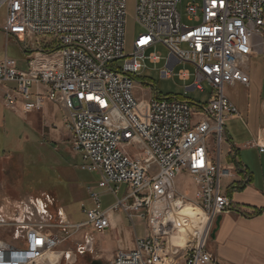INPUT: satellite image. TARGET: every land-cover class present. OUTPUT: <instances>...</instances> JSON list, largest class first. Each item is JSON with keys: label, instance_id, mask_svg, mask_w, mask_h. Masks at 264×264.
<instances>
[{"label": "built area", "instance_id": "obj_1", "mask_svg": "<svg viewBox=\"0 0 264 264\" xmlns=\"http://www.w3.org/2000/svg\"><path fill=\"white\" fill-rule=\"evenodd\" d=\"M180 2L135 0L142 33L133 52L124 55L126 0H0L7 38L54 42L33 49L26 70L10 59L0 62V86H14L25 113L40 110L44 98L65 111L64 128L81 159L80 170L98 174V188L115 198L120 185L127 187L128 194L116 198L109 210L126 213L131 222L135 212L147 223L146 237L106 264H216L206 245L217 217L233 211L221 182L243 171L231 161L222 164L224 122L238 115L224 88H247L245 64L264 57V0H192L185 8L191 26L181 23ZM158 45L168 52L160 80L189 82L193 77L186 93L204 92L203 84L212 90L208 102L196 107L195 122L184 97L156 95L145 103L134 95L145 63L163 61L160 53L147 54ZM180 64L190 65L192 73H174ZM6 100L13 103L9 95ZM253 146L264 153L258 140ZM181 174L194 183L190 200L176 190L174 181ZM91 200L94 209L85 212V223L72 225L60 210L58 225L52 227L58 233L27 228L24 249L0 241V264H52L58 247L83 228L99 234L108 230L107 210L101 209L97 194ZM29 205L37 213L41 207L37 200L22 203L20 220L2 222L0 229L11 227L16 234L24 229ZM186 205L200 214L199 233L184 247L174 246L179 228L171 217Z\"/></svg>", "mask_w": 264, "mask_h": 264}, {"label": "crops", "instance_id": "obj_2", "mask_svg": "<svg viewBox=\"0 0 264 264\" xmlns=\"http://www.w3.org/2000/svg\"><path fill=\"white\" fill-rule=\"evenodd\" d=\"M2 9L0 62L11 56L10 60L15 62L18 69L26 70L33 49L31 47L28 49L29 44L23 43L22 38L5 36L1 28L4 25L6 8L2 7L0 10ZM183 69L189 72L192 70L190 65ZM248 75L247 88L238 84L225 87L227 91L236 87L249 91L246 92L244 106L237 104L231 96L225 95L230 103L237 107L243 122L237 117L226 118L223 142L226 144V151L223 155L221 150L222 164L231 161L237 164L243 173L226 179V186L224 188L221 186L222 194L230 199L233 211L219 216L220 221L217 226L214 223L212 230L214 237L209 239L206 247L215 258L216 264H264V153H259L258 148L253 146L257 140L264 144V87L251 90V78L249 73ZM14 89L12 85L0 86V223L20 220L17 217L18 206L28 202L29 197L33 196L26 193L23 180V160L26 159L28 163L33 161V148L28 146L30 138L33 136L47 138L51 144L60 142L55 137L58 135L57 127L60 124L55 121L54 115L57 112L65 114V111L45 98L40 110L25 113ZM32 90L34 93L35 89ZM7 95L13 103L6 100ZM208 100L209 98L201 105L206 104ZM64 118L65 115L63 127ZM195 121L193 119V122ZM24 143L27 144L26 150ZM233 151L236 152L234 159ZM65 171L62 170V176ZM232 186L237 187L234 191H229ZM110 206L104 209L107 210L110 227L101 233L108 234L106 247L93 244V239L87 234L83 239L90 237L92 250L87 252L89 249L87 247L82 252L77 248L75 250L61 246L58 249L59 264L74 261H79V264H106L112 260L116 252L132 250L136 240L146 237V234L142 237L136 235L134 219L131 222L126 213L110 211ZM135 217L139 219L137 215Z\"/></svg>", "mask_w": 264, "mask_h": 264}, {"label": "rangeland", "instance_id": "obj_3", "mask_svg": "<svg viewBox=\"0 0 264 264\" xmlns=\"http://www.w3.org/2000/svg\"><path fill=\"white\" fill-rule=\"evenodd\" d=\"M191 1L192 0H181L180 4L177 5V11L181 16V23L183 25H192V22L189 21V16L185 10L187 4ZM134 7L135 0H126L124 55H130L133 52V42L136 37L142 33V29L135 21ZM2 15L3 9L0 10V18ZM42 45H44V47H50L54 46V42L50 38H45L44 42L40 41V43L35 40H31L29 42V46L32 49H36L37 46ZM153 52L160 53L163 57V61L160 65L145 63L144 70L136 77L137 85L134 91L136 99L138 101L148 103L152 98L154 99L156 95L160 97L172 95L182 96L190 102L193 107V119L197 120L198 110H196V107L212 96L211 88L208 85L203 84L204 92L200 93L198 91H193L186 93L185 88L191 85L193 77L189 82L179 81L176 77L167 81L160 80L158 71L164 66V60L168 57V52L161 45H158L155 49L150 50L147 54ZM11 58V56L8 57V59ZM185 66L186 64L177 65L174 69V73H177L178 70L185 68ZM188 68L186 67V69ZM245 68L250 74L251 90L259 87L263 88L264 79L262 77V71L264 68V57L259 55L249 59V61L245 64ZM190 73H192V70H190ZM247 91L249 90H240L237 87L230 88L228 91L224 88V94L231 96L233 100L241 106L245 105V96ZM64 115V112H57L54 115L55 121L60 124L57 127L59 131L58 135H55L60 142L51 144L52 142L49 143L47 138H37L35 136L30 138V144L28 146L29 148H33V161L28 163L26 159L23 160L24 189L26 193L33 195L29 197V199L34 202L35 200L39 201V206L41 204V207H39V211L37 213L34 207L29 205L27 213L24 212V229L19 230L17 234L15 233L14 228L11 227L7 229H0V241L10 243L19 249H24L25 247L27 228L34 227L39 230L42 229L44 231L58 233L60 229H53L52 227L53 225H58L57 214L60 210L66 213V216H68L67 220L72 225L82 224L81 222L86 221L85 212L94 209L91 194L98 195L102 210L115 203L116 198L120 200L128 194L126 185H120L118 194L115 198L108 191V189L98 188L97 185L100 180L98 174L87 173L80 170V166L82 164L81 159L73 152L67 130L63 127ZM233 117H237L241 122H243L239 113L235 116L229 115L227 119H231ZM227 119H225V121ZM242 124L245 125V123ZM225 145L226 144H223L222 146L223 155L226 151ZM24 146L26 150L27 144L24 143ZM63 169L66 170L63 172L65 177L61 174ZM174 183L176 190L180 195H183L187 198V200L192 199L194 183L187 177L186 174L177 176ZM226 183V179L222 180L221 186L224 188ZM88 189H91V192H88ZM127 203L129 204V202ZM131 215L133 216L135 222L136 235L138 237L145 236L147 232L146 221L137 219L135 217L137 213L135 212L131 213ZM87 234H89V236L93 239V244H101L103 247H106V244L108 243V234H98L96 232H92L89 227H85L82 231L72 236L65 243L61 244L58 249L61 246H67L75 250L76 248L80 249L83 252L87 247H89L87 252H90V250H92L90 237L83 239V237ZM103 237L104 239H102ZM206 247H208V243ZM78 262L76 261L75 264H79Z\"/></svg>", "mask_w": 264, "mask_h": 264}, {"label": "bare ground", "instance_id": "obj_4", "mask_svg": "<svg viewBox=\"0 0 264 264\" xmlns=\"http://www.w3.org/2000/svg\"><path fill=\"white\" fill-rule=\"evenodd\" d=\"M172 221L179 228L178 233L173 235L172 244L174 246L184 247L192 238V236L199 233L198 226L201 221L199 212L192 209L189 205L184 206L182 209L172 214ZM52 262L58 260L59 253L53 254Z\"/></svg>", "mask_w": 264, "mask_h": 264}, {"label": "trees", "instance_id": "obj_5", "mask_svg": "<svg viewBox=\"0 0 264 264\" xmlns=\"http://www.w3.org/2000/svg\"><path fill=\"white\" fill-rule=\"evenodd\" d=\"M179 97H182V96H179ZM235 154H236V152L233 151V153H232V158H233V159L235 158ZM236 187H237V186H232V187L230 188L229 191H234V190L236 189ZM213 227H214V226H213ZM212 230H213V228H212ZM211 232H212V231H211Z\"/></svg>", "mask_w": 264, "mask_h": 264}, {"label": "water", "instance_id": "obj_6", "mask_svg": "<svg viewBox=\"0 0 264 264\" xmlns=\"http://www.w3.org/2000/svg\"><path fill=\"white\" fill-rule=\"evenodd\" d=\"M219 221H220V217H217V219H216V221H215V225H216V226L218 225ZM213 237H214V232H212V233L210 234V238L213 239Z\"/></svg>", "mask_w": 264, "mask_h": 264}, {"label": "snow or ice", "instance_id": "obj_7", "mask_svg": "<svg viewBox=\"0 0 264 264\" xmlns=\"http://www.w3.org/2000/svg\"><path fill=\"white\" fill-rule=\"evenodd\" d=\"M89 99H91V97H89Z\"/></svg>", "mask_w": 264, "mask_h": 264}]
</instances>
